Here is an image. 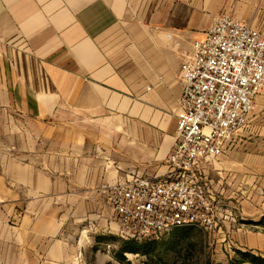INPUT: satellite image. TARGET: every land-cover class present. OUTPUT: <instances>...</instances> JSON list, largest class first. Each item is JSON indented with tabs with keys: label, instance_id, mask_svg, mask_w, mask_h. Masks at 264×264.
<instances>
[{
	"label": "crops",
	"instance_id": "obj_1",
	"mask_svg": "<svg viewBox=\"0 0 264 264\" xmlns=\"http://www.w3.org/2000/svg\"><path fill=\"white\" fill-rule=\"evenodd\" d=\"M223 13L264 33V0H0V110L32 123L46 166L60 159L50 172L80 176L66 189L92 192L112 219L103 184L168 171L182 63ZM237 149L213 176H236L225 165ZM237 242L264 257L263 235L240 230Z\"/></svg>",
	"mask_w": 264,
	"mask_h": 264
},
{
	"label": "rangeland",
	"instance_id": "obj_2",
	"mask_svg": "<svg viewBox=\"0 0 264 264\" xmlns=\"http://www.w3.org/2000/svg\"><path fill=\"white\" fill-rule=\"evenodd\" d=\"M32 126L0 110V264H35L38 251L52 264H227L240 230L264 236V158L256 157L264 155V89L234 155L237 164L225 165L236 176L212 175L221 205L213 230L123 238L115 216L102 215L86 197L92 192L66 189L80 176L50 172L60 159L46 166Z\"/></svg>",
	"mask_w": 264,
	"mask_h": 264
},
{
	"label": "built area",
	"instance_id": "obj_3",
	"mask_svg": "<svg viewBox=\"0 0 264 264\" xmlns=\"http://www.w3.org/2000/svg\"><path fill=\"white\" fill-rule=\"evenodd\" d=\"M176 139L165 174L103 184L123 238L176 228L213 230L221 205L213 162L235 150L264 89V33L234 15L216 16L182 63Z\"/></svg>",
	"mask_w": 264,
	"mask_h": 264
},
{
	"label": "trees",
	"instance_id": "obj_4",
	"mask_svg": "<svg viewBox=\"0 0 264 264\" xmlns=\"http://www.w3.org/2000/svg\"><path fill=\"white\" fill-rule=\"evenodd\" d=\"M229 264H264V257L252 251L237 249Z\"/></svg>",
	"mask_w": 264,
	"mask_h": 264
}]
</instances>
